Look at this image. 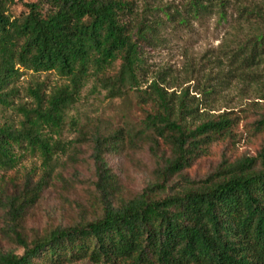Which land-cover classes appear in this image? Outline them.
<instances>
[{
	"label": "trees",
	"instance_id": "obj_1",
	"mask_svg": "<svg viewBox=\"0 0 264 264\" xmlns=\"http://www.w3.org/2000/svg\"><path fill=\"white\" fill-rule=\"evenodd\" d=\"M142 2L139 9L137 0H0V179L15 187L0 191L14 245L0 247V264H264V141L255 155L225 157L192 177L193 162L213 142L233 138L236 118L223 112L195 124L186 92L176 97L156 80L143 86L140 49L166 23L215 15L227 22L234 14L243 23H264V0H185L173 10ZM18 3L23 9L16 15ZM24 71L55 72L66 84L45 101L35 90L36 107L23 110L16 127L2 117ZM88 83L108 99L132 94L144 118L107 131L79 125L69 113ZM251 126L264 133V114ZM67 127L76 137H64ZM84 141L101 215L26 233L25 211L49 181L62 179V164L76 163ZM128 146L147 147L156 177L132 197H115L119 183L105 156ZM26 153L40 164L21 166Z\"/></svg>",
	"mask_w": 264,
	"mask_h": 264
},
{
	"label": "rangeland",
	"instance_id": "obj_2",
	"mask_svg": "<svg viewBox=\"0 0 264 264\" xmlns=\"http://www.w3.org/2000/svg\"><path fill=\"white\" fill-rule=\"evenodd\" d=\"M142 1L137 0L139 9L143 7ZM146 1L150 7L164 6L173 10L185 0ZM22 9L23 5L18 3L12 12L17 15ZM262 9L264 13V7ZM153 13L163 17L159 10ZM235 18L234 14L227 22H219L215 15L202 22L166 23L154 37L140 42L144 60L143 86L156 80L176 97L186 92L189 105L195 108V124L223 112H231L236 118L233 138L213 142L208 154L193 162L189 169L192 177L210 172L225 157L255 155L264 141V133H255L251 126L264 114V23H243ZM259 35L263 36L260 40ZM65 84L66 81L55 72L24 71L15 83L18 92L2 119L18 127L23 110L36 107L35 90L45 101L55 89ZM69 117L78 119L79 125L84 127L97 126L107 131L125 124H138L144 113L135 104L132 94L124 100L108 99L104 91L91 92V83H88ZM76 135L70 127L64 133L66 139ZM79 144L76 163L66 161L62 164L57 169L62 179L49 181L39 199L25 211L22 225L26 233H42L58 225L101 215L102 203L95 188L97 179L91 147L86 141ZM105 159L118 179L115 197H132L155 180L157 161L146 146H128L106 154ZM39 164L38 155L30 153H26L20 162L26 168ZM2 189L11 194L15 187L0 179V191ZM0 247L4 250L14 248L7 236L6 215L1 207ZM73 264L91 263L83 260Z\"/></svg>",
	"mask_w": 264,
	"mask_h": 264
}]
</instances>
